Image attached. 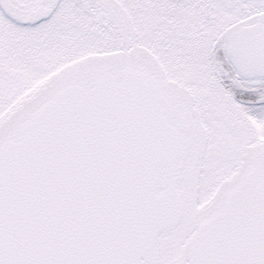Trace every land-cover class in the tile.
I'll return each instance as SVG.
<instances>
[{
    "label": "snow or ice",
    "instance_id": "6c2138e0",
    "mask_svg": "<svg viewBox=\"0 0 264 264\" xmlns=\"http://www.w3.org/2000/svg\"><path fill=\"white\" fill-rule=\"evenodd\" d=\"M0 264H264V0H0Z\"/></svg>",
    "mask_w": 264,
    "mask_h": 264
}]
</instances>
